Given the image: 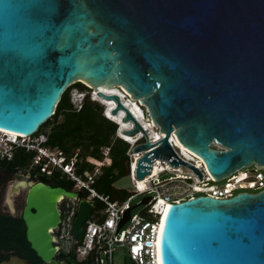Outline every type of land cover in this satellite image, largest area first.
<instances>
[{"label":"water","instance_id":"95a60500","mask_svg":"<svg viewBox=\"0 0 264 264\" xmlns=\"http://www.w3.org/2000/svg\"><path fill=\"white\" fill-rule=\"evenodd\" d=\"M76 82L120 86L164 134L151 141L118 94L97 91L115 102L113 116L123 111L133 123L125 133L144 134L133 148L150 149L137 161L138 179L156 158L202 179L170 136L217 180L264 165V0H0V129L35 134ZM113 186L135 190L128 173ZM63 198L78 201L72 237L81 243L91 199L40 183L28 191L26 239L44 264H56L48 228L59 222ZM159 254L161 264H264V189L169 204ZM0 264L31 263L11 255Z\"/></svg>","mask_w":264,"mask_h":264},{"label":"built area","instance_id":"2783aa9c","mask_svg":"<svg viewBox=\"0 0 264 264\" xmlns=\"http://www.w3.org/2000/svg\"><path fill=\"white\" fill-rule=\"evenodd\" d=\"M80 95L83 103L85 94L81 93ZM72 107L74 111H79L81 108L77 109L74 105ZM144 117L147 124L151 125L154 133L164 137V134L159 132V127L151 122L147 114L144 113ZM140 133L141 131L130 135L134 138V141L130 143L121 137L126 136L127 133L124 131L118 133V128L113 137V140L120 138L128 143V148L125 151L126 162L128 163L126 170L135 187L134 191L128 192L129 195L122 199L113 200L108 195L99 193L93 186L102 171V167L111 163L110 152L113 141L101 148L100 159H88L89 162L94 164V168L92 171L85 172L84 178L74 172L77 153L69 162L65 163L66 158L61 151L47 145V136L44 133H39L35 136V139H30L32 135L11 137L7 132L0 130V159H11L16 147H22L27 152L37 151L33 162L41 164L42 171L48 172L49 168L61 169L63 173L75 181V187L87 192L89 199H99L104 203V207L96 213L100 215L101 219L92 220L89 218L86 220L81 243H76L72 237L73 211L68 212L63 220V238L71 244L78 259H85L91 253H94L93 261L95 264H113L112 257L115 246L125 248V258H128L129 264H159V245L156 243L159 242V240L157 241L158 229L163 213L169 204L192 199L198 195L228 198L233 196L236 190L254 191L253 193H256L264 189V165L252 163L249 166L240 168L219 179L224 180L223 183L219 184L217 183L219 180L213 178L205 169L202 160L189 152L192 158L187 161L201 171L202 179L192 169L183 166L186 169L183 171L181 170L182 165L175 167L168 160L160 158L153 159L150 172L142 179H138L136 177L137 161L145 151L150 150L133 152L135 145L144 142V136L138 135ZM150 139L153 141V137H150ZM171 139L173 138L170 136L169 142L173 148L178 147L177 141H171ZM210 146L215 149H225L224 146L215 141L211 142ZM166 172L173 174L167 178L159 179L158 176ZM140 183L141 185H139ZM136 195L149 197L148 202L144 205L143 212L149 214L151 218L146 219L138 214L132 215L131 209L129 218L120 225L125 210L131 207V200ZM126 223H129V226L122 228Z\"/></svg>","mask_w":264,"mask_h":264},{"label":"trees","instance_id":"16d2710c","mask_svg":"<svg viewBox=\"0 0 264 264\" xmlns=\"http://www.w3.org/2000/svg\"><path fill=\"white\" fill-rule=\"evenodd\" d=\"M72 86L77 87L79 90L90 89L83 83L76 82L61 94L53 117L56 118L58 112L62 113L63 117L61 121L54 122L52 125L47 135V145L60 150L66 158L65 163L71 160L75 154V149L81 145V153H77L75 156L74 172L84 178V173L92 171L94 168V164L89 162L88 159H100L101 148L113 141L110 152L111 163L102 167V171L93 186L99 193L108 195L113 200L125 198L128 196V192L115 188L113 182L127 173L124 163L127 159L125 151L128 148V143L120 138L113 140L117 125L103 115V105L91 99L89 93L85 95L79 111L70 108L68 92ZM49 121L50 119L42 125ZM34 154L35 151L27 152L22 147H16L12 158L10 160L2 159L0 166L13 171L18 168H26L31 164ZM52 178L58 185L66 186L68 189H73L75 186V181L59 168L54 169ZM83 194L87 196L86 191ZM95 201V213H98L104 207V203L99 199H95ZM144 217L146 219L151 218L147 213L144 214ZM93 218L96 220L101 219L99 214H96ZM10 251L28 257L34 264L41 263V259L30 248V244L25 237L23 222L0 216V259L2 255ZM93 255L94 253H91L87 258L78 260V264H95ZM59 256L62 257L63 253Z\"/></svg>","mask_w":264,"mask_h":264},{"label":"flooded vegetation","instance_id":"af4514ba","mask_svg":"<svg viewBox=\"0 0 264 264\" xmlns=\"http://www.w3.org/2000/svg\"><path fill=\"white\" fill-rule=\"evenodd\" d=\"M34 155H36V152ZM1 160L2 159H0V161ZM53 175V168H49L48 172L42 171L41 164H35L34 162L32 165H29L26 168H18L15 171L5 168L4 166H0V216L9 219L11 218L21 220L24 224L25 237L26 225L23 220V212L27 203L26 201L28 197V191L33 185L40 183L51 188L61 187L68 191H76L78 193V197L84 196L88 198L86 195L83 194V190L75 186L73 189H68L66 186L58 185L53 180ZM77 203V200L70 198H63L62 200L56 203V208L59 214V222L56 226H50L48 228V233L52 237L53 245L58 246V251L54 257V261L56 264H60L61 262H64L66 264H78L77 261L80 260L74 253L71 244H69L68 247H65L63 245V241H66L65 238H63V220L66 214L70 211H73L74 219L77 210ZM92 203L93 209L91 211L90 218L92 217L95 211V199H92ZM31 212L34 213L35 209L31 208ZM61 253H63L62 257L59 256ZM11 255L18 254L10 251L7 254L1 256L0 262L8 260ZM18 256L26 259L31 264H34L33 261H31L28 257L20 255ZM40 264L44 263H42L41 261Z\"/></svg>","mask_w":264,"mask_h":264},{"label":"bare ground","instance_id":"6f19581e","mask_svg":"<svg viewBox=\"0 0 264 264\" xmlns=\"http://www.w3.org/2000/svg\"><path fill=\"white\" fill-rule=\"evenodd\" d=\"M116 87V88H115ZM94 92L91 94L92 98H94V100L99 101L103 104L104 106V116H106L107 118L111 119L112 121H114L117 126H118V133H121V131L123 130H129L133 128V123L131 121L128 122H124L123 121V117H124V112L120 111L119 114L117 116H113L111 114V109L115 106V102L113 100H104L103 98H101L100 96H98L97 91H102L104 93L107 94H111V93H116L119 95L120 97V101L132 112V114L134 115V117L137 119V121L140 123L141 127L143 128V130L148 134V136L150 137H154V139L157 141L161 138V135L154 133V130L151 129V125L147 124V121H145V117H144V111L141 109V107L139 106L138 102L135 101V99H128L125 97V94H122L120 91V86H113L111 88H103V87H98V88H93ZM76 100V95L75 94H71V102H74ZM74 104V103H73ZM82 105V98L80 99V103L75 104V108L79 109ZM2 130V129H0ZM4 132H7L9 134V136L13 137L16 136L18 134L16 133H12V132H8L3 130ZM138 135H143V132H141ZM22 136V135H20ZM123 137L126 141H128L129 143L134 141L133 137H131L130 135H126V136H121ZM171 141H176L175 139H171ZM178 147L183 151V156L185 160H189L192 158V156L183 148L181 147L179 144H177ZM156 170V168H155ZM141 185V183L139 184ZM165 212V211H164ZM164 215V213H163ZM163 219V216H162ZM162 219H161V223H162ZM161 223L158 229V238L157 241L159 240V236H160V229H161ZM159 245V242H156ZM159 261V259H158ZM160 264V261L158 262Z\"/></svg>","mask_w":264,"mask_h":264},{"label":"rangeland","instance_id":"374dc122","mask_svg":"<svg viewBox=\"0 0 264 264\" xmlns=\"http://www.w3.org/2000/svg\"><path fill=\"white\" fill-rule=\"evenodd\" d=\"M116 88V87H115ZM84 93L85 95L87 94V93H89V95L90 94H92L93 92H94V89L93 88H90V89H88V90H79L77 87H75V86H72L71 88H70V90H69V92H68V96H69V103H70V108L73 110V105L75 106V104H77V103H80V99L82 98V96L80 95L81 93ZM71 94H75L76 95V100L74 101V102H71ZM99 102V101H98ZM74 103V104H73ZM100 104H102L101 102H99ZM103 105V104H102ZM103 108H104V106H103ZM62 117H63V114L62 113H60V112H58V114H57V116H56V118H54V117H51L50 118V121L48 122V123H46V124H44V125H42V127L40 128V130L38 131V133H35V134H33L31 137H30V139H35V136H37L39 133H44L46 136L48 135V132L51 130V127H52V125L54 124V122H59V121H61V119H62ZM53 148V147H52ZM81 151H82V146L80 145L78 148H76L75 149V154L76 153H81ZM37 152V151H36ZM35 156L36 155H34V157H33V159H32V162H31V164L30 165H32L33 164V160H34V158H35ZM123 170H124V166H123ZM181 170H183V171H185L186 169H185V167H183V166H181ZM171 174H173V173H171V172H166V173H162V174H160L158 177H159V179H164V178H167L169 175H171ZM223 179L222 180H219V181H217V183H219V184H221V183H223ZM242 191H245V190H236L234 193L236 194V193H238V192H242ZM254 191H249V193H253ZM257 193V192H256ZM128 195H129V193H127ZM146 195H136V196H134L133 198H132V200H131V206H135L137 203H139L140 202V200L143 198V197H145ZM144 205L143 204H140V205H137V206H135V207H133L132 208V210H131V214L133 215V214H138L139 216H144ZM95 215H96V213H95V211H94V213H93V215H92V217H91V219L92 220H95V218H93V217H95ZM129 226V223H126V224H124L123 226H122V228H127ZM63 245L65 246V247H68V245H69V242H67V241H63ZM103 256V255H102ZM125 257H126V250H125V248L124 247H121V246H115V248H114V251H113V257H112V263L113 264H124L125 263ZM104 258H105V256H104ZM104 264H106V263H104Z\"/></svg>","mask_w":264,"mask_h":264},{"label":"clouds","instance_id":"9594fccd","mask_svg":"<svg viewBox=\"0 0 264 264\" xmlns=\"http://www.w3.org/2000/svg\"><path fill=\"white\" fill-rule=\"evenodd\" d=\"M91 94H90V98H91ZM91 99H94V98H91ZM56 107V106H55ZM55 112V111H54ZM104 113V112H103ZM104 115V114H103ZM106 117V116H105ZM107 118V117H106ZM107 119H109V118H107ZM109 120H111V119H109ZM112 121V120H111ZM114 122V121H113ZM115 123V122H114ZM116 124V123H115ZM117 125V124H116Z\"/></svg>","mask_w":264,"mask_h":264}]
</instances>
